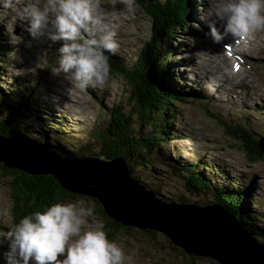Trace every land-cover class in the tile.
<instances>
[{
    "label": "rangeland",
    "instance_id": "rangeland-1",
    "mask_svg": "<svg viewBox=\"0 0 264 264\" xmlns=\"http://www.w3.org/2000/svg\"><path fill=\"white\" fill-rule=\"evenodd\" d=\"M149 1L153 0H135L134 10L129 12L118 0H104L105 9L108 12L110 11L109 18L107 17V27L109 30L114 28L117 33L116 39L119 47L115 54L118 59L123 57L126 58V61L133 59L134 51H138L143 45V41L153 37L154 33L157 34L161 31L160 27H155L154 20H150L145 9L144 4ZM22 2L23 0H15L12 7L0 10V17H5V19L0 20V45L3 47V52L4 49L9 51V55L6 52L4 54L6 60L1 57L0 61L6 64V68H4L6 75L3 77L10 82L7 84L8 87L27 93L32 91L34 97H36L34 99L45 106H61L66 109L67 114L71 116L74 122L93 120L97 116L102 118L98 98L108 109L111 107L116 108L120 104L128 110L129 106L126 104L128 80H126L127 73L125 70L110 69L109 77L103 83H94L84 91L76 86L70 74L61 73L56 75L52 73L51 67L55 65L58 56L55 55L54 50H57L62 42H52L46 37L32 38L24 27L27 21H20L18 17L16 18L19 13V4ZM43 2L44 0H41V3ZM220 2L221 0H190V16L187 20L189 29L185 25L183 28L178 27V33L168 46V50L173 55L172 60H174L173 66L170 67L173 75L172 83L176 85V89L190 92L194 97H197H195L196 100L191 99L188 102H178L171 105L174 113H176L174 117L169 112L164 115L167 121L173 119L170 125L167 124L169 125L168 135L170 138L164 139L170 140L173 136L179 138L168 141L169 143L164 144L161 149L166 154L170 165L174 167L198 162V160L213 162L208 164L215 166L216 172L222 170L227 173L226 175H230V178L226 181L220 180V177L217 176V179H212L214 183L225 187L228 181L236 180L237 186L249 188L252 185L253 191H251V194L256 196L258 193L260 202L250 200L248 197L246 199L250 200L252 204L259 205L261 203L264 209V157L253 161L248 159L247 146L242 134V137H240L236 129L227 131L224 128L225 126L221 124L223 122L217 117L214 118L215 114L228 117L233 124H238L239 121L242 122L241 119H252L254 121L253 125L256 126L254 131L259 133L257 138L264 136V104L260 103L261 101L264 102V96L258 95L261 91L256 90H264V87H262V84H264V30H260L262 33L258 31L251 36V38L258 39L261 47L252 41V46L256 49L249 48L251 53L249 52L245 57L242 55L236 58L231 49L236 45L241 47L240 44H234L230 37L221 41L226 42L228 46L223 47L221 42L213 43L211 42L212 38L206 35L205 27L202 26L206 22L201 17L206 16L208 18ZM0 8H2V5H0ZM167 17L168 15L164 18L163 24L169 19ZM18 39L19 42L14 44ZM29 41L30 43H25ZM195 54L205 56V65L211 70L215 66L211 56L219 54L230 58V64L227 68L229 71L233 70V60L237 61L239 66H245L246 74H251L252 79H249L248 82L247 78L234 76V81L238 82L239 86H242L245 90H248L246 86H249L250 91H248L255 94V96L251 95V97L253 96L252 99L251 97L248 98L245 96V92H234L232 84L227 86L222 82V88L224 89H220L222 94H218L216 92L217 88H214L210 81L208 82L204 74L200 73V69H195L197 64L199 67L203 66L197 61V58L195 62V58L193 59ZM224 56L222 61L228 64L229 59ZM12 64L17 67L11 69ZM139 64L143 63L138 62L137 65ZM208 75L211 76L206 75L210 80H216L212 73ZM245 107L246 110H244ZM79 115L81 117H78ZM106 115L107 113H105ZM77 117L78 119L75 120ZM147 126L150 128V122ZM150 130L152 131V128ZM153 134L157 135L156 132H153ZM245 134L252 140L250 135L246 132ZM252 138L256 141V136ZM51 141L59 145V149L62 147L66 152L74 154L73 148L67 146L64 142L55 138H51ZM259 141L264 144V140L261 138ZM92 146L98 147L94 144ZM59 149L57 148V150ZM89 150H84L83 154ZM204 165L206 166V164ZM3 167H0V207L10 205L12 212L14 206L12 186H10L8 178L5 177L8 172L6 173L3 170L5 167ZM161 167L166 169L163 166ZM163 188L160 192L166 195L171 194L169 196H172L174 200H181V198L185 201L198 199V195L193 196L186 189L183 190L175 180L167 182ZM154 193L157 194L158 192ZM210 197L212 196L210 195ZM77 199L85 202L90 201L86 196H76L74 200L69 199V201ZM91 202L94 205V217L101 220L100 217L95 215V203L92 200ZM91 219L89 218V221ZM13 220L12 213L9 216L0 217V233L5 231L13 223ZM104 226L108 238L117 240L123 248L126 256L125 264H218L209 258H194L190 254H184L181 248L169 244L170 238L159 231H153L154 234L150 236L146 231L130 229L121 233L106 225ZM113 234L114 236H112ZM5 250L6 244L0 245V264H4L2 253Z\"/></svg>",
    "mask_w": 264,
    "mask_h": 264
},
{
    "label": "trees",
    "instance_id": "trees-1",
    "mask_svg": "<svg viewBox=\"0 0 264 264\" xmlns=\"http://www.w3.org/2000/svg\"><path fill=\"white\" fill-rule=\"evenodd\" d=\"M144 5L150 20L153 19L155 27H160L161 31L157 34L154 33V36L148 42V47L143 50L142 55L139 56L137 61H133L132 58L126 61L125 57L118 59L116 55H108V58L114 57V59L124 62L121 65L115 62V64H112L108 61L110 69L132 72L130 78L134 82H131L126 89L128 93L126 104L129 106V109L127 110L125 106L120 104L116 108L111 107L108 109L96 97L100 104L101 117L106 118L105 113H107L108 118L112 119V125L107 124L106 127L103 123L96 122V125L102 124L106 128H95V132L90 131L87 133L86 139L88 141L98 139L101 142L103 155L108 159L123 155L129 165L133 162L134 166L132 167L131 165L130 168H132L131 174L135 178L141 181L147 180L148 182H155L162 186L171 180H175L183 190L186 189L187 192L195 194L196 196L198 195L197 200L185 201L181 198V200H184L183 202L200 205L217 202L223 205L230 212L237 215L236 217L258 239L264 241V223H262L264 222V211H262L261 203L256 205L250 201H259L257 195L252 196L251 194V191H253L252 186L249 188L246 186H237L236 180L228 181L226 186L223 184L225 187L217 185L212 180L213 178L217 179V176H219L220 180L226 181V179L230 178V175H226L227 173L222 170H217L218 172H216L215 166L208 164L211 161L198 160V162L174 167L170 165L166 154L162 151V146L166 144L163 140L169 136V133L166 131L167 124L170 125L173 122V119L167 121L164 115L167 112L172 117L176 115L171 107L176 102L174 101L175 95L164 92L165 87L163 81L166 83L167 88L171 84L169 80L172 74L171 68L170 66L163 67L159 61L161 58H165L166 60L169 58L172 59L173 55L168 50L169 45L163 46L158 50L159 39H173L178 33L177 28H183L181 11L184 10L189 13L190 0H153ZM167 15L169 19H166L167 22L163 24L164 18ZM0 49L3 50L1 46ZM1 54L2 52L0 51ZM159 57L161 58L158 60ZM138 62H142L143 64L137 65ZM1 63L0 61V115L5 114L6 116L5 118H0V134L8 135L18 131L28 136L34 135L39 139L45 140L58 153L66 154L62 147L59 149V145L56 146L54 143H50V138H55L64 142L67 146L72 147L74 155H81L83 157L84 150L91 149V146L85 143L82 147L80 140L73 137L70 128L62 122L49 124L41 117V111H36V115L28 109H25V106L29 103L27 94L17 89H9L5 83L1 82V79L4 78L3 76L6 75L4 69L6 68V64ZM160 66H162L163 70ZM166 90L172 93L169 88ZM179 91L184 92L182 90ZM177 97L179 98V96ZM33 98L36 99V97ZM35 99H33L35 102L42 104ZM131 114L137 117L135 120L131 118L135 124V130H132L131 123L127 117ZM144 122L145 124L150 122V125L153 127L156 126L159 129V132L152 130L157 133L156 136L153 133L145 136L136 130L137 125H141L144 128L142 126ZM242 123L244 126L233 124L229 121L230 125H235L234 128L239 133V136H243L244 138L245 145L247 146V158L252 159V161L262 159L264 157V153L262 152L264 144L261 145L260 138L256 137V141L252 138L254 135L251 133L255 130L253 125L245 126L247 122L243 120ZM66 129H68L67 132L63 131ZM245 132L251 136L252 140H250ZM147 145H149L148 148ZM145 166H148V169ZM154 166H156L155 169L157 172L153 174L150 170ZM161 166L166 169H162ZM3 170L17 176L13 187H11L13 196L17 200L14 199L13 202V223L24 214L33 210H43L45 206L52 203L65 202L69 201V199L74 200L76 196H83L63 189L57 179L52 175H43L42 177L18 169L4 168ZM179 171L182 174L178 175ZM202 192L212 193L215 196V200H210ZM157 195L166 201H174L173 197L169 196L171 194L166 195L159 191ZM246 197L250 200H247ZM176 201H180V199ZM117 224V227H121V229L125 227L119 223ZM191 257L195 258L196 256L191 255Z\"/></svg>",
    "mask_w": 264,
    "mask_h": 264
},
{
    "label": "clouds",
    "instance_id": "clouds-1",
    "mask_svg": "<svg viewBox=\"0 0 264 264\" xmlns=\"http://www.w3.org/2000/svg\"><path fill=\"white\" fill-rule=\"evenodd\" d=\"M118 2L129 12L134 10L135 0ZM14 3L0 0V10ZM108 16L104 0H23L16 18L27 21L24 27L32 38L62 42L51 71L70 74L84 91L109 77L108 55L119 47L115 29L107 27ZM201 19L213 43L230 37L234 44H244L264 30V0H221L208 18ZM9 215L10 205L0 207V217ZM4 244V264H125L126 260L120 243L109 239L104 222L94 217L92 202L80 199L24 214L0 233V245Z\"/></svg>",
    "mask_w": 264,
    "mask_h": 264
},
{
    "label": "water",
    "instance_id": "water-1",
    "mask_svg": "<svg viewBox=\"0 0 264 264\" xmlns=\"http://www.w3.org/2000/svg\"><path fill=\"white\" fill-rule=\"evenodd\" d=\"M0 162L32 175H52L63 189L96 197L102 214L116 226L159 231L184 254L218 264H264V242L235 215L218 203L198 206L158 197L129 172L123 155L76 158L15 131L0 135Z\"/></svg>",
    "mask_w": 264,
    "mask_h": 264
},
{
    "label": "bare ground",
    "instance_id": "bare-ground-1",
    "mask_svg": "<svg viewBox=\"0 0 264 264\" xmlns=\"http://www.w3.org/2000/svg\"><path fill=\"white\" fill-rule=\"evenodd\" d=\"M166 2H168V1H166ZM160 5H162V4H160ZM14 9H16V8H14ZM122 10V9H121ZM213 10V9H212ZM211 10V11H212ZM112 11V10H111ZM115 11V10H114ZM184 10H182L181 12H182V15H181V20H182V23H183V25H185L186 27H187V23H188V17L190 16L189 15V13L188 12H186V11H184ZM110 12V11H109ZM210 12V11H209ZM208 12V13H209ZM113 15V14H112ZM110 16H111V14H110ZM206 17V16H205ZM109 18V17H108ZM112 18V17H111ZM207 18V17H206ZM126 19V18H125ZM114 21V20H113ZM194 21V20H193ZM201 22V21H200ZM202 26L203 27H205V29H206V33H208V31H209V29H208V27H207V23H203L202 24ZM188 28V27H187ZM189 29V28H188ZM8 31V30H7ZM259 33H262V32H260L259 31ZM47 39V38H46ZM187 39V38H186ZM151 40V37L148 39V40H145V41H143V45L138 49V51H134V58L133 59H135L134 61H137L138 60V58H139V56L140 55H142V52H143V50L146 48V47H148V42ZM172 40L173 39H166V38H164V39H159V48H158V50L161 48V47H163V46H166V45H169L171 42H172ZM49 41V40H48ZM187 41V40H186ZM252 41H254L255 43H257V45H259V47H261V44L259 43V41H258V39L256 40L255 39V37L254 38H249V40H248V42L247 43H244V44H240L241 45V47H238L237 45L236 46H234L231 50L234 52V55H236V58H239L240 56H242V55H244V57H245V55H248L249 54V48H251V49H256V48H254L253 46H252ZM211 42H213V41H211ZM25 43H27V42H25ZM222 43V45H223V47L224 46H228L227 44H226V42H221ZM36 45V44H35ZM212 45V44H211ZM243 45V46H242ZM1 46V45H0ZM221 46V45H220ZM2 47V46H1ZM33 47V46H32ZM214 47V46H213ZM3 48V47H2ZM221 48V47H220ZM210 49V48H209ZM250 49V50H251ZM224 50V49H223ZM0 51L2 52V54L0 55V57H2V58H4L5 59V57H4V54H5V52L7 53V55H9V51L7 50V49H4V52H3V50L2 49H0ZM216 51V50H215ZM31 52V51H30ZM35 52V51H34ZM54 52H55V55H58V53H57V51L56 50H54ZM213 52V51H212ZM225 52V51H224ZM254 52H255V50H254ZM253 52V53H254ZM12 53V52H11ZM36 53V52H35ZM203 53V52H202ZM251 53V52H250ZM209 54H210V52H209ZM22 55V54H21ZM226 55H228V54H226ZM230 55V54H229ZM224 55L222 54H219V55H212L211 56V58L213 59V61L215 62V66L212 68V70L210 69V68H208L205 64H206V58H205V56H202V54H195L194 56H193V59L195 58V62H196V58H197V61H199V63L200 64H202L203 66H198V64L195 66V69L197 70V69H200V73L201 74H204V77H206V79L208 80V82L210 81L211 82V84H213L214 85V88H217L216 89V92L218 93V94H222V92H221V90L220 89H224V88H222L223 87V84H221V82L222 83H224L225 85H230V84H232L233 85V91L234 92H245V96H247L248 98H250L251 97V95H253V96H255V94H253V93H251V92H249L250 90H249V86H246V88H248V90H245L242 86L240 87L239 86V84H238V82H235L234 81V76H237V77H244V78H247V81L249 82V79L251 80L252 79V76H251V74L250 75H247L246 74V71H245V66H239L238 64H237V61H232V59H231V61H232V64H234V66H233V70L232 71H229L227 68H228V66H229V64H230V58L228 57V56H224V57H226V58H228L229 59V63L228 64H225L223 61H222V57H223ZM17 57V56H16ZM161 57H159L158 58V60L160 59ZM235 58V57H234ZM132 59V60H133ZM245 59V58H244ZM6 60V59H5ZM38 60V59H37ZM177 60V59H176ZM236 60V59H235ZM240 60V59H239ZM24 61V60H23ZM108 61L109 62H111L112 64H115V63H118V64H124V62H122V61H120V60H117V59H114V57H110V58H108ZM160 65H163V67H168V66H170V67H172L173 66V64H174V60H172L171 58H169V59H165V58H161L160 60ZM212 61V62H213ZM243 61V60H242ZM13 62V61H12ZM115 62V63H114ZM244 62V61H243ZM29 63V62H28ZM2 64V63H1ZM117 64V65H118ZM244 64V63H243ZM194 65V64H193ZM25 66V65H24ZM15 67H17V66H15L14 64H12V66H11V69H14ZM161 67V69H162V66H160ZM31 68V67H30ZM232 68V67H231ZM243 69V70H242ZM247 69V68H246ZM163 70V69H162ZM26 71V70H25ZM121 71V70H120ZM126 73H127V75H126V80H128V85H130V83L131 82H134V81H131V78H130V74L132 73L131 71L130 72H128V71H125ZM30 73V72H29ZM213 74L214 75V78L216 79V80H214V81H212V80H210V78L209 77H211L210 75H208V74ZM5 75V74H4ZM209 76V77H207V76ZM162 76V75H161ZM254 76V75H253ZM184 77V76H183ZM173 75L171 74V76H170V82H171V84H170V86H168V88L171 90V92L172 93H170V92H168L166 89H168L167 87H166V83L163 81V83H164V92H167L168 94H173V95H175L174 96V101L176 102V103H178V102H188L189 100H196L195 99V97H197V96H195L194 97V95L193 94H191L190 92H181V91H179V88H177V90L175 89V86L176 85H174L172 82H173ZM177 79V78H176ZM10 80V79H9ZM164 80V79H163ZM258 80V79H257ZM201 81V80H200ZM1 82H3V83H5L6 84V86H7V84L8 83H10V82H8L5 78H3V79H1ZM217 82V83H216ZM258 82H259V80H258ZM260 83V82H259ZM194 84V83H193ZM261 84V83H260ZM29 85V84H28ZM110 85V84H109ZM127 85V86H128ZM195 85V84H194ZM264 84H262V87H264L263 86ZM10 86V85H9ZM97 86H98V84H97ZM8 87V86H7ZM112 87H113V85H112ZM194 87V86H193ZM9 88V87H8ZM26 88V87H25ZM227 88V87H226ZM231 88V87H230ZM9 89H12V88H9ZM163 89V88H162ZM196 89V88H195ZM56 90V89H55ZM90 90V89H89ZM113 90V89H112ZM257 91L259 90V91H261L260 93H258V95L260 94V95H262V96H264V90H260V89H256ZM1 93V92H0ZM25 93L27 94V97H28V99H29V103H27V105L25 106V109H28L29 111H31V112H33L34 114H36L37 115V113H36V111H41L42 113H41V117H43L44 118V120L47 122V123H49V124H56V122H62L65 126H67V127H69L70 128V131H71V134H72V136L73 137H76V138H78L79 140H80V142H81V144H82V147H83V145L86 143V144H88V145H90L91 147H92V149L91 150H89L88 152H86V153H84L83 155V157H89V156H99V155H103V151H102V149H101V142L98 140V139H92V140H90V141H88L87 139H86V135H87V133L88 132H90V131H92V132H95L96 130H95V128H97V127H104V126H106L107 124H109L110 126L112 125L111 123H112V119H110V118H100V117H95L93 120H87V121H82V122H78V121H76V122H74L73 121V119L71 118V116H69L68 114H67V111H66V109H64V108H62L61 106H55V107H53V106H50V107H48V106H45V105H42V104H39V103H37V102H35L33 99V97H34V94L32 93V91H29L28 93L25 91ZM82 94V93H81ZM49 95V94H48ZM179 96V98L177 97V96ZM229 96V95H228ZM252 96V97H253ZM252 97H251V99H252ZM44 98V97H43ZM254 99V98H253ZM199 101V100H198ZM207 102V101H206ZM232 103V102H231ZM260 103H262V104H264V102L263 101H261ZM66 104V103H65ZM238 104V103H237ZM227 105V104H226ZM74 106V105H73ZM86 106V105H85ZM177 106V105H176ZM236 106V105H235ZM204 109V108H203ZM33 110V111H32ZM244 110H246V107L244 108ZM35 111V112H34ZM177 111V110H176ZM232 111V110H231ZM181 113V112H180ZM217 113V112H216ZM138 114V113H137ZM107 116V115H106ZM78 117H81L80 115L78 116ZM78 117L75 119V120H77L78 119ZM128 117V119H129V121H130V123H131V127H132V130L134 129L135 130V124L133 123V120L132 119H137V117H135L134 115H128L127 116ZM215 117H217L218 119H220L221 120V122H223V123H221V124H223L225 127V129L227 130V131H229V130H232V129H235L234 127H235V125L233 126V125H230L229 124V121H230V119L228 118V117H223V116H220V115H218V114H215L214 115V118ZM257 117V116H256ZM132 118V119H131ZM249 118V117H248ZM241 120H243V121H246L247 123L245 124V126H252L254 123V121L251 119V120H246V119H241ZM96 122H98V123H103L104 124V126L101 124V125H96ZM78 124V125H77ZM147 124H149V122H147ZM147 124H145V122L142 124V126L144 127V128H142L141 127V125H137V128H136V130L137 131H139L140 133H142L143 135H149L150 133H153L151 130H150V128H152V130L153 131H158L159 132V129L156 127V126H150V128L147 126ZM190 124V123H189ZM238 125H240V126H244L243 125V123L241 122V121H239V123H238ZM254 126V125H253ZM107 127V126H106ZM106 127H104V128H106ZM256 128V126H254V129ZM67 130L68 129H66V130H63V131H66L67 132ZM197 130V129H196ZM166 131L169 133V131H168V125H167V127H166ZM198 132V131H197ZM253 133H251V134H253L254 136H256V137H258L259 136V133L258 132H255V131H252ZM192 133V132H191ZM256 133V134H255ZM0 135H4V134H0ZM11 135H13V133H11V134H8V135H5V136H11ZM209 135V134H208ZM98 136V135H97ZM189 136V135H188ZM199 136V135H198ZM30 138H32V139H34V140H36V141H38V142H40V143H42V144H44V145H46L48 148H50L51 150H53L54 152H57L56 151V149L54 148V147H52V146H50L49 145V143H47L45 140H43V139H39V138H37L36 136H34V135H30ZM168 138H170L169 136H168ZM176 138H179L178 136H173V138L172 139H170V140H163V142H165V143H169L168 141H172V140H174V139H176ZM181 138V137H180ZM197 142V141H196ZM50 143H54L56 146H57V144L53 141H51V138H50ZM97 145L98 147H94V146H92V145ZM261 145H263V144H261ZM148 146L149 145H147V148H148ZM264 146V145H263ZM94 148H96V149H94ZM192 148V147H191ZM262 152L264 153V147H262ZM64 151V153H66L67 155H71V156H73V157H76V158H80L81 157V155H72V154H70L71 152H66L65 150H63ZM62 153V152H61ZM215 153V152H214ZM103 158L105 159V160H108V158H106L104 155H103ZM146 160V159H145ZM131 165H132V167L134 166V163L133 162H131V164L129 165V172H131V169L132 168H130L131 167ZM1 166H3V164L0 162V167ZM148 166H145V168L146 169H148L147 168ZM155 167L156 166H154L153 167V169H151L150 170V172H152L153 174L155 173V172H157V170L155 169ZM169 172V171H168ZM167 172V173H168ZM7 173V172H6ZM230 173V172H229ZM179 174H182V173H180V171L178 172V175ZM217 174V173H216ZM38 176H42L43 177V174H37ZM36 175V176H37ZM218 175H219V173H218ZM16 175H14V174H12V173H8L7 174V176H5V177H7L8 178V180H9V183H10V186H12L13 187V184L15 183V181H16V179H17V176L15 177ZM49 176V175H48ZM232 176V175H231ZM233 177V176H232ZM214 179V178H213ZM14 181V182H13ZM58 181V180H57ZM233 181V180H232ZM257 182H259V181H257ZM58 183L60 184V182L58 181ZM141 184H143L146 188H148V189H150L151 191H153V192H159V191H162L164 188H163V186L162 185H158L157 183H155V182H148L147 180H144V181H141L140 182ZM60 186H61V184H60ZM252 186V185H251ZM62 187V186H61ZM219 187H221V186H219ZM250 191H251V189H250ZM257 191V190H256ZM207 192H202V194L203 195H206L210 200H215V196L212 194V193H207ZM210 195L213 197H210ZM84 196V195H83ZM258 196H259V194L257 193V198H258ZM86 198L88 199V200H92L94 203H95V208H96V212H95V215H97L98 217H100L101 218V220L104 222V225H106V226H108V227H110V228H112V229H114V230H116V231H119V232H124V231H127V230H130V229H132V228H129V227H123V229H121V227L119 228V227H117L114 223H112L108 218H106L103 214H102V205H101V203L96 199V197H90V196H86ZM247 198V197H246ZM12 199H15L16 200V198L12 195ZM259 200V199H258ZM12 202H14V200H12ZM180 203H185V204H192V205H198V206H202V205H200V204H194V203H189V202H183V201H179ZM217 203V202H216ZM14 204V203H13ZM208 204H212V203H208ZM219 204V203H218ZM204 205H207V204H204ZM221 205V204H220ZM13 206V205H12ZM221 206H223V205H221ZM224 207V206H223ZM250 207H251V205H250ZM257 207V206H256ZM226 210H228L226 207H224ZM262 210L264 211V209L262 208ZM229 211V210H228ZM230 212V211H229ZM252 212V211H251ZM12 213V212H11ZM230 213H232V212H230ZM233 214V213H232ZM259 214V213H258ZM233 215H235V214H233ZM236 216V215H235ZM260 221V220H259ZM262 223H264V222H262ZM146 233H148L150 236L152 235V234H154V232L153 231H146ZM205 258H209V257H205ZM209 259H212V258H209ZM212 260H214V259H212ZM215 261V260H214ZM31 263V262H30Z\"/></svg>",
    "mask_w": 264,
    "mask_h": 264
}]
</instances>
